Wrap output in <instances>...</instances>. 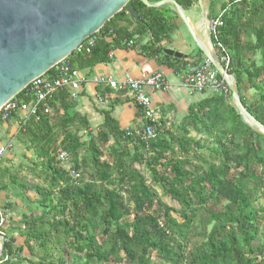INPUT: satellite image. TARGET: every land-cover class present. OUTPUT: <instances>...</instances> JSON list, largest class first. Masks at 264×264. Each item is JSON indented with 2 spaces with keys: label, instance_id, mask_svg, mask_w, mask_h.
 <instances>
[{
  "label": "trees",
  "instance_id": "trees-1",
  "mask_svg": "<svg viewBox=\"0 0 264 264\" xmlns=\"http://www.w3.org/2000/svg\"><path fill=\"white\" fill-rule=\"evenodd\" d=\"M174 1L183 9L194 3ZM128 6L137 18L129 16ZM220 12L221 25L211 34L213 48L234 77L241 103L264 125V86L258 83L264 77V0H228ZM174 18L167 4L147 7L129 0L63 60L79 71L111 62L115 49H136L145 57L161 56L177 71L181 58L164 54L161 45ZM245 29L255 37L247 49L242 41ZM89 38L93 43L85 47ZM248 51H258L260 62L249 59ZM224 56L227 66L221 61ZM53 70L54 66L45 75H53ZM25 88L15 97L29 102ZM246 89L254 90L257 99L251 101ZM230 99L209 93L191 103L174 125L160 117L151 121L137 107L141 124L136 129L121 128L110 111H102L103 122L92 130L75 109L71 91L52 93L44 102L51 112L22 120L20 127L40 159L43 184H37L35 192L41 204L50 206L43 215H23L13 223L24 239L22 246H15L11 234L4 233L0 264H68L71 255L64 257V263L54 257V250L59 251L51 246L56 235L69 239L79 254L73 257L76 264H264V209L254 205L264 189V135L243 122ZM147 126L153 136L144 138ZM190 131L211 139V145L204 147L206 154ZM58 149L67 153L78 178L56 159ZM189 157L201 165H193ZM143 168L172 205L160 200ZM233 168L237 175L231 174ZM20 222L25 225L22 229ZM197 226L204 228L200 241L193 240ZM36 245L39 253L34 252ZM24 249L36 259L31 260Z\"/></svg>",
  "mask_w": 264,
  "mask_h": 264
},
{
  "label": "water",
  "instance_id": "water-1",
  "mask_svg": "<svg viewBox=\"0 0 264 264\" xmlns=\"http://www.w3.org/2000/svg\"><path fill=\"white\" fill-rule=\"evenodd\" d=\"M129 0H0V107L30 81L66 58L82 41L97 32ZM147 7L170 3L187 28L195 45L224 80L231 93L232 104L244 123L264 135V125L241 103L235 81L212 51L201 39L186 17L183 8L174 0L149 2L139 0ZM206 2L202 15L206 18ZM131 18L137 14L126 8ZM163 53L180 59L182 55L164 48ZM4 237L0 233V256Z\"/></svg>",
  "mask_w": 264,
  "mask_h": 264
},
{
  "label": "crops",
  "instance_id": "crops-1",
  "mask_svg": "<svg viewBox=\"0 0 264 264\" xmlns=\"http://www.w3.org/2000/svg\"><path fill=\"white\" fill-rule=\"evenodd\" d=\"M226 1L207 0L206 18L211 19L216 17L221 10L222 3ZM200 7L199 2L198 6L196 4L195 6H191L184 13L191 25L195 27L197 35L205 43H208L207 34L203 33L204 27H202L199 21L202 10L199 13L197 9ZM172 14L175 15L174 13ZM146 39L143 41H146ZM161 45L182 55V61L177 62V71L168 67L161 56L157 58L145 57L138 54L136 49H115L111 53L113 56L111 62L79 70L81 80L78 88L72 94L77 101L75 109L87 118L92 130H95L103 122L102 111H110L111 116L117 120L121 128L132 127L136 129L141 124V118L138 116L139 109L134 105L130 95L128 93L116 92L106 85V79L120 80L126 77L141 79L154 72L161 73L165 86L159 91L151 92L149 97L151 105L155 109L156 117L166 119L168 121L167 125L178 124L186 115L188 106L201 100L208 94L192 91L182 84L184 73L188 66L192 65L191 62H201L204 58L198 54L199 49L183 22L176 15L174 27L168 34L167 39L161 42ZM97 79H103V82H98ZM14 119L19 118L17 116ZM11 131L12 128L6 129L0 125V147L4 146L5 142L9 143L10 141V144L14 148H17L19 145L17 136L13 135ZM4 162L6 161L0 159L1 168L4 166ZM7 200V191L0 189V207L4 212L8 226L9 221L17 220V209L14 205L10 208L5 206ZM9 234L14 238L15 246L23 245L24 239L21 236L12 232Z\"/></svg>",
  "mask_w": 264,
  "mask_h": 264
},
{
  "label": "built area",
  "instance_id": "built-area-1",
  "mask_svg": "<svg viewBox=\"0 0 264 264\" xmlns=\"http://www.w3.org/2000/svg\"><path fill=\"white\" fill-rule=\"evenodd\" d=\"M220 12L216 17L209 20L210 34L215 33L216 26L221 25ZM94 38H89L84 46L89 47L93 43ZM132 41L126 43L131 45ZM217 46L221 48V45L217 43ZM81 47V46H80ZM86 50H88L86 48ZM221 61L228 65V57L224 56ZM219 74L213 68L211 63L203 59L196 65H189L182 78V84L192 91H204L209 90L214 93H220L224 96H231L230 90L224 80L218 76ZM79 71L71 69L68 62L65 60L60 61L54 66L53 75L42 74L30 81L28 87L25 88L24 96L31 97L29 102H24L22 99H18L15 96L7 100L0 107V122H5L11 117H17L20 120H27L29 117L38 119L41 113H50L51 110L47 106L45 100L52 93L59 89L67 88L73 94L80 82ZM98 82H103V79H97ZM106 85L119 93H128L137 107H140L144 113V116L151 121L156 119L155 109L151 105L150 93L159 91L165 86L164 79L161 73L154 72L146 75L141 79H132L126 77L120 80L106 79ZM153 129L151 126H147L145 129L144 138L152 137ZM6 151L5 146L0 147V156ZM56 159L61 163L70 173L73 178H78L79 173L71 168L68 155L65 151L58 149L56 153ZM6 217L3 210L0 207V233L4 235L2 230Z\"/></svg>",
  "mask_w": 264,
  "mask_h": 264
},
{
  "label": "rangeland",
  "instance_id": "rangeland-1",
  "mask_svg": "<svg viewBox=\"0 0 264 264\" xmlns=\"http://www.w3.org/2000/svg\"><path fill=\"white\" fill-rule=\"evenodd\" d=\"M199 2H200L201 7L199 9H197V12L199 11V13H200V10H202L204 0H194V3L197 6L199 5ZM227 2H228V0L226 2H223V3H227ZM166 4L168 5V7H170L172 13H174L176 15V17H178V15L174 9V6L170 3H166ZM195 4L192 6H195ZM183 10L185 11L188 9H183ZM209 20L210 19H208V18L204 19L202 14H201V19H199L200 23L202 24V27L206 26L207 37H208V39L210 38V41H211V34H210L209 23H208ZM254 40H255V37L252 34V31L250 29H245L243 34H242V41L244 44V48L247 49L249 47L250 43H253ZM211 44H212V51H213V53H215L212 41H211ZM215 55H216V53H215ZM200 56H203V55L201 54ZM247 57H249V59H251V60H254L256 63H259L260 59H261L260 53L258 51H255V52L248 51ZM203 58H204V56H203ZM192 63L194 65H196L197 63H199V61H197L196 63L195 62H192ZM258 83L264 86V77L261 78L258 81ZM201 92L208 93V94L212 93V92H209L208 89L201 91ZM245 94L247 97H249V96L251 97L250 98L251 101H254L255 99H257L256 98L257 94L254 90H251V89L247 90L246 89ZM230 102L232 104L231 99H230ZM14 118L15 117H11L9 120H7L5 122H0V125L4 126L6 129L12 128L11 133L13 135L17 136L18 144H19L17 146V148H14V146L12 144H10L11 143L10 141H9V143L5 142L4 146L6 147V151H5L6 153L0 156V159H3L6 161V162H4L5 164L2 168L0 166V185L5 186V190L7 191V197H8V200L5 204V206L10 208L14 205L17 209V212H16L17 220L9 221L8 226L6 225L2 228L3 232L6 235L9 234L10 232L17 233V231H15V229H14V227H16V226H14L13 223L15 224L16 222H18L22 218L23 215H27V216L43 215L44 213H46L48 211L49 206H50L47 203L41 204L39 202L38 195L35 192L34 188L37 184H41V185L43 184L42 176L39 175L40 159L36 157L34 151L31 149L32 146L29 145L26 138L21 134L22 129L20 127H21V125H23V121L20 119H14ZM250 128H252L254 130L253 127L250 126ZM190 134L199 141V144L201 145V147L204 148L205 146L211 145V139L206 137L205 134H198V133L193 132V131H190ZM9 138H11V137H9ZM81 138H85L84 134H81ZM203 151H204L203 153L206 154V148H204ZM189 161H191L193 165H201L200 161L196 160L193 157H189ZM4 170H6L5 173H3ZM257 170L259 171V167L257 168ZM143 172L145 174V177L149 181V185L155 190V192H156L157 196L160 198V200L162 202L166 203L167 205H172L170 200L163 195V193L159 189V187L156 184L151 183L148 172L145 171L144 168H143ZM237 173H238V169H235V168L231 169L232 175H234V174L237 175ZM81 178H82L81 179L82 182L86 181L87 175L85 172L81 173ZM263 192H264V189L257 193L258 198L255 200L254 205L258 206V207H262L264 209V194H263ZM53 197H56V193L53 194ZM54 199L55 198H53V201H54ZM263 215H264V212H263ZM263 224H264V222H263ZM24 226L25 225L22 222H20L19 227L22 229ZM208 228H210V226H207V229ZM203 231H204V228H202L201 226H197L196 231H195L196 233L193 236V240L194 241H200L202 238L201 233ZM56 236H57V238H54V240H52V242H51V246L53 248L56 247L59 249V251L54 250V257L58 261H60V259H62V263H64V261H63L64 257H66V259H67L71 255L70 256L71 262H69V263L66 262V263L76 264V261L73 257L77 256L79 254L76 253L74 251V249L68 244L69 239L63 237L62 235H60V236L56 235ZM13 244H15V243L13 242ZM34 250H35L34 252H36V250H37V252L39 253L37 245H36V247L34 246ZM24 252L26 253V255H28V257L31 260L36 259L35 256H32L28 250L24 249ZM67 254H69V256ZM152 259L155 262L157 261L155 259L154 255H152ZM21 264H29V263L22 261ZM90 264H95V263H94V261H92ZM117 264H130V263H127L126 261H121Z\"/></svg>",
  "mask_w": 264,
  "mask_h": 264
},
{
  "label": "bare ground",
  "instance_id": "bare-ground-1",
  "mask_svg": "<svg viewBox=\"0 0 264 264\" xmlns=\"http://www.w3.org/2000/svg\"><path fill=\"white\" fill-rule=\"evenodd\" d=\"M203 21V20H202ZM207 21V20H206ZM193 26V25H192ZM193 29L195 30V32L197 33L195 27L193 26ZM203 33L204 34H207V31H206V26L203 28ZM206 37V36H205ZM202 39V38H201Z\"/></svg>",
  "mask_w": 264,
  "mask_h": 264
}]
</instances>
